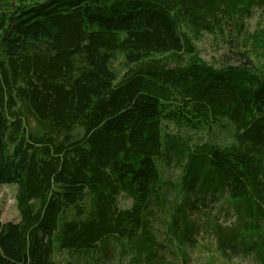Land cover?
I'll list each match as a JSON object with an SVG mask.
<instances>
[{"label": "trees", "instance_id": "1", "mask_svg": "<svg viewBox=\"0 0 264 264\" xmlns=\"http://www.w3.org/2000/svg\"><path fill=\"white\" fill-rule=\"evenodd\" d=\"M257 7L264 0H0V186H17L20 215L0 223V264H55L112 238L137 248L133 264H159L146 210L163 190L157 160L176 146L164 124L198 133L225 120L231 144L183 154L189 196L170 229L185 244L197 231L187 209L227 196L237 221L214 225L219 248L264 262V75L208 65L195 44L227 27L242 34Z\"/></svg>", "mask_w": 264, "mask_h": 264}, {"label": "rangeland", "instance_id": "2", "mask_svg": "<svg viewBox=\"0 0 264 264\" xmlns=\"http://www.w3.org/2000/svg\"><path fill=\"white\" fill-rule=\"evenodd\" d=\"M243 33L227 27L224 34H203L195 41L200 58L216 68L248 65L264 75V44L259 47L255 37L262 38L264 32V7L253 10L250 18L245 19ZM124 58L118 55L113 62L119 74L125 72ZM28 129L34 133L37 128L32 118L27 119ZM164 133L176 143L175 149L166 159L157 160L163 183L161 194L151 202L146 210L151 222L150 231L161 245L158 249L162 257L159 264H264L254 252L245 253L241 247L220 249L214 225L232 227L237 219L229 209L227 196L211 202V194L205 196L206 207L196 210L187 209L189 221L196 223L197 231L185 244L181 245L170 227L176 230L172 216L179 204L184 203L188 194L183 190L186 171L187 148L193 150L206 143L229 145L233 142V126L228 121L219 122L212 131L193 132L178 128L171 123L164 124ZM37 131V129H36ZM79 132L76 133L78 138ZM17 186H0V223H18L20 215L16 205ZM132 202L125 195L119 199V208L128 209ZM180 224V223H179ZM137 248L126 240L112 238L95 252L62 251L54 255L55 264H133ZM142 264V263H141Z\"/></svg>", "mask_w": 264, "mask_h": 264}]
</instances>
